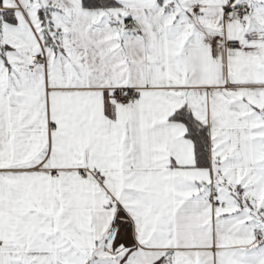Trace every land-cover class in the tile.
<instances>
[{
    "label": "snow or ice",
    "instance_id": "snow-or-ice-1",
    "mask_svg": "<svg viewBox=\"0 0 264 264\" xmlns=\"http://www.w3.org/2000/svg\"><path fill=\"white\" fill-rule=\"evenodd\" d=\"M0 264H264V0H0Z\"/></svg>",
    "mask_w": 264,
    "mask_h": 264
}]
</instances>
